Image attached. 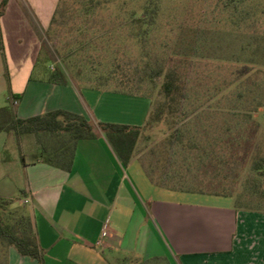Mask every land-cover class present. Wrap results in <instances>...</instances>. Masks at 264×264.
<instances>
[{
    "label": "crops",
    "instance_id": "crops-1",
    "mask_svg": "<svg viewBox=\"0 0 264 264\" xmlns=\"http://www.w3.org/2000/svg\"><path fill=\"white\" fill-rule=\"evenodd\" d=\"M27 1L31 6L10 0L0 20L11 87L4 106L10 102L20 118L57 109L81 114L96 134L77 143L68 171L36 159L34 136L23 137L19 146L13 134L0 133V197L15 199L13 206L30 216L45 263L127 264L165 257L170 264H264V213L238 210L229 196L176 189L183 185L176 170L167 173L159 160L146 164L140 158L144 129L108 137L98 127L146 126L151 98L71 78L67 84L48 80L38 65L34 21L48 28L57 0ZM7 262L40 264L13 247Z\"/></svg>",
    "mask_w": 264,
    "mask_h": 264
},
{
    "label": "rangeland",
    "instance_id": "rangeland-1",
    "mask_svg": "<svg viewBox=\"0 0 264 264\" xmlns=\"http://www.w3.org/2000/svg\"><path fill=\"white\" fill-rule=\"evenodd\" d=\"M88 2L57 0L53 6L60 4V11L53 25L45 28L34 21L41 44L39 68L45 73L64 68L74 83L93 86L97 83L77 76L79 68L88 76L120 66L119 75L133 82L109 89L149 94L154 108L163 99L164 78L156 89L146 81L138 85L143 65L150 61L149 68L159 64L177 71L182 88L177 109L144 129L137 146L140 158L146 164L159 160L167 173L177 171L181 189L230 194L235 203L249 204L246 180L254 160L264 155V0H109L86 20L80 8L93 6ZM13 4L31 6L27 0ZM146 6H156L159 17L147 35L148 59L142 62L144 51L126 12L142 13ZM3 49L0 44V107L11 96ZM173 134L184 135V142L170 145ZM209 155L219 157L222 165ZM246 207L240 210H263L264 203Z\"/></svg>",
    "mask_w": 264,
    "mask_h": 264
},
{
    "label": "trees",
    "instance_id": "trees-1",
    "mask_svg": "<svg viewBox=\"0 0 264 264\" xmlns=\"http://www.w3.org/2000/svg\"><path fill=\"white\" fill-rule=\"evenodd\" d=\"M10 0L0 1V20L6 11V7ZM88 4L93 6H81L80 11L83 12L86 20H91L97 15L99 9L105 6H100L102 3H107L109 0H88ZM61 3V2H60ZM108 7V6H106ZM60 4L56 6L54 15L52 17L50 26L57 20V16L60 11ZM142 13L136 11L126 12L128 17L132 19L133 27H135V38L138 41L144 53L141 61L148 59V54L145 52V43L147 35L150 32L151 27L154 25L159 17V12L156 6H146ZM131 23V24H132ZM88 24V22L86 23ZM49 26V27H50ZM87 25H84L78 30L81 32L83 29H87ZM82 33V32H81ZM0 44L3 47V38L0 25ZM39 59V58H38ZM39 63V62H38ZM150 61L145 62L143 65V76L139 78L138 85H142L145 81L151 84L152 89H156L158 79H162L163 83L159 89V96L162 97V101H159L154 108V100L149 94L134 93L128 90L109 89V86H128L132 79L128 76L126 79L119 75L118 68L104 71L98 74V71L83 72L82 68L77 70V76H86L89 82H95V87L98 89L112 91L116 93H123L128 95L144 96L152 99L153 108L150 113L149 119L144 127H131L129 125L113 124V123H98V127L107 135L118 134L126 135L129 132L138 133L147 126L154 122L161 120L165 112L167 111L170 116L176 111V103H178L179 95H181L182 88L179 86V75L175 70L165 71L162 65L156 64L154 68H149ZM48 80L56 84H67L68 75L64 68L57 67L54 71L48 72ZM9 102V101H8ZM0 133L13 134L18 145H21V139L25 136L32 135L36 138L39 145V153L36 159L50 164L54 167L64 170H71L74 161V155L77 143L83 139H93L96 137L94 124L88 120L84 115L70 112L63 109H57L50 112H46L41 115H36L28 118H20L16 114L15 109L10 102L3 107H0ZM184 135H171L168 139L170 145L176 141L179 143L184 142ZM193 148L200 149L199 145L193 144ZM205 151V150H203ZM212 161H215V165H222V160L216 155H209ZM199 161L202 160L203 155L198 156ZM125 159V158H124ZM124 161L127 162L125 159ZM176 189H181L180 187ZM247 194L251 197L248 201L249 204H255L256 206L264 203V155H259L253 162L252 173L248 176L245 184ZM184 190V189H181ZM193 192H201L195 190H188ZM219 195V194H216ZM229 196L234 199L230 194L223 195ZM16 203L15 199H4L0 197V264H8L7 262V250L11 247L23 257H28L37 260L40 264H46L42 249L38 244V240L34 231V226L30 216H28L22 208L14 207ZM246 205V206H247ZM234 206L236 209L247 208L242 204L241 199L237 200ZM246 211V210H243ZM250 212H264V209H251ZM160 262H166L170 264L165 257H153L148 259H128L127 264H159Z\"/></svg>",
    "mask_w": 264,
    "mask_h": 264
},
{
    "label": "built area",
    "instance_id": "built-area-1",
    "mask_svg": "<svg viewBox=\"0 0 264 264\" xmlns=\"http://www.w3.org/2000/svg\"><path fill=\"white\" fill-rule=\"evenodd\" d=\"M15 103H16V102H15ZM106 235H107V232H104V233H103V236H106ZM99 243H101V242H99Z\"/></svg>",
    "mask_w": 264,
    "mask_h": 264
}]
</instances>
